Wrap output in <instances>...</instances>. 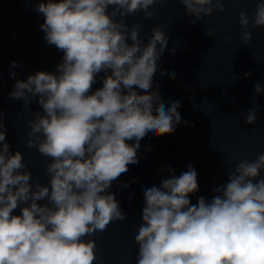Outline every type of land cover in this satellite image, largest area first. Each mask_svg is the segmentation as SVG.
<instances>
[{
  "label": "clouds",
  "instance_id": "clouds-1",
  "mask_svg": "<svg viewBox=\"0 0 264 264\" xmlns=\"http://www.w3.org/2000/svg\"><path fill=\"white\" fill-rule=\"evenodd\" d=\"M164 2L42 0L37 4L36 11L44 16L40 25L44 39L63 57L55 73L38 71L27 80H16L9 96L24 100L25 108L38 97L43 113L27 122V147L51 159L45 167L50 187L39 182L33 186L22 153L9 152L0 112V264L103 260L97 256L95 240L85 237L127 218L108 191L113 181L138 163L140 141L149 132L171 134L181 123L180 102L166 106L159 85L152 90L168 36L161 27L153 28L144 45L141 26L129 28L124 22L141 10L150 19L152 6ZM179 2L196 18L193 24L204 23V17L216 10L225 11V0ZM238 22L244 29L241 41L248 45L250 23L264 26V2L257 3L251 21L241 12ZM206 35L212 37L213 32L207 30ZM224 39L227 43L230 37ZM11 66L16 67V62ZM109 70L103 86L91 92L97 74ZM15 75L10 73L12 78ZM262 91L257 82L255 94ZM242 115L246 124H254L257 109L254 106ZM132 140L135 143L129 144ZM261 170L264 153L251 161L239 159L227 169L228 182L214 189L210 202L199 197L191 203L190 194L199 190L198 174L191 165L179 176L163 179L159 187L145 188L142 223L134 236L139 246L136 264H264V178L256 179ZM45 199L49 203H38ZM21 205H26L21 214L13 215Z\"/></svg>",
  "mask_w": 264,
  "mask_h": 264
},
{
  "label": "water",
  "instance_id": "water-1",
  "mask_svg": "<svg viewBox=\"0 0 264 264\" xmlns=\"http://www.w3.org/2000/svg\"><path fill=\"white\" fill-rule=\"evenodd\" d=\"M254 106L257 109L256 122L246 124L242 113L247 114ZM0 112L3 113L9 152L22 153L27 171L31 172L33 186L39 182L50 187L45 167L51 159L42 156L35 147H27V133L30 131L27 122L37 113L5 109H0ZM179 113L181 123L176 130L159 136L149 132L140 141L138 163L129 165L128 171L113 181L108 191L115 195L127 218L112 222L105 232L85 237L95 240L97 256L103 257L95 264H136L139 246L134 242V236L142 223L145 188L159 187L163 179L179 176L191 165L198 174L199 184V190L189 196L191 203L196 204L199 197L210 202L216 195L214 189L228 182L226 173L229 167L234 168L239 159L251 161L264 153V100ZM128 143L134 144L135 140ZM259 178H264V170L256 179ZM125 184L128 186L124 187ZM38 203L44 205L49 202L45 199ZM23 206L26 205L18 206L13 215H20Z\"/></svg>",
  "mask_w": 264,
  "mask_h": 264
}]
</instances>
